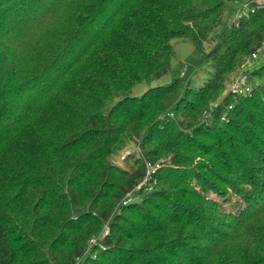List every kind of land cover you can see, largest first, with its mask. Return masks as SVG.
<instances>
[{
    "label": "trees",
    "instance_id": "1",
    "mask_svg": "<svg viewBox=\"0 0 264 264\" xmlns=\"http://www.w3.org/2000/svg\"><path fill=\"white\" fill-rule=\"evenodd\" d=\"M227 1L0 0V264H264V64L223 93L264 46V0L204 83L131 94L171 70L174 38L210 41Z\"/></svg>",
    "mask_w": 264,
    "mask_h": 264
},
{
    "label": "rangeland",
    "instance_id": "2",
    "mask_svg": "<svg viewBox=\"0 0 264 264\" xmlns=\"http://www.w3.org/2000/svg\"><path fill=\"white\" fill-rule=\"evenodd\" d=\"M236 7L237 4L235 2L227 1L226 10L223 15L222 21L211 32V40L206 42L203 47H200L197 44H195L190 38H174L172 42L176 50V56L172 59L171 70L168 73L161 76L160 78L152 81L150 84L145 82L137 84L133 88L131 94L133 96H141L148 88L158 85H166L175 79L190 80L192 84L196 86L204 83L212 72L211 63L204 60V57L206 53L209 51V49L217 41L220 33L224 30V28L232 24L236 13ZM263 64H264V46L259 51L258 58L253 61L250 68L252 66H260ZM230 81L226 83V87L223 93H226V91L228 90ZM211 103H215V102H211ZM134 147H135L134 144L129 146V148H131L134 152L135 151L138 152L137 150L138 148H134ZM123 151L117 157H115V160L118 162V164L124 166L123 161H121L120 159V156L123 153ZM145 183L148 184L149 187H151L153 184L156 183V178H154L153 182L151 183L148 180ZM137 199H140V195L135 194V191L127 194V198H126L127 202H131ZM109 231H110L109 226H105V228L103 229V231L101 232L98 238L102 239L107 233H109ZM95 240L96 239H93L91 242Z\"/></svg>",
    "mask_w": 264,
    "mask_h": 264
},
{
    "label": "built area",
    "instance_id": "3",
    "mask_svg": "<svg viewBox=\"0 0 264 264\" xmlns=\"http://www.w3.org/2000/svg\"><path fill=\"white\" fill-rule=\"evenodd\" d=\"M251 0H242L237 2V7H236V13L235 17L232 23L238 24L240 18L243 16H248L250 12L254 11V7L251 5ZM261 49H258L256 52L252 53L250 57L247 58L246 62L243 64L242 68L240 71L233 76L229 83L228 90L226 93H230L232 95H246L251 92L252 90V84L249 83L248 81V74L246 72V69L249 68L253 61L258 58V53ZM216 106V103H211L209 108L205 110L204 112V118L203 120L206 123H209L211 120V110L214 109ZM232 106H229L231 108ZM132 149L127 147L123 153L120 156L121 161H124L126 156L129 155L132 151ZM159 164L147 162V171H146V176L143 179L142 182L139 183L138 186H141L144 184L147 180L149 181L153 174L155 173L156 169L158 168ZM77 262L80 260L79 257H76Z\"/></svg>",
    "mask_w": 264,
    "mask_h": 264
}]
</instances>
